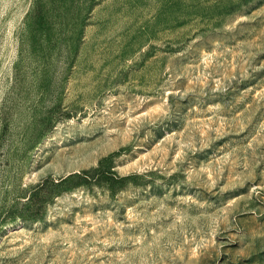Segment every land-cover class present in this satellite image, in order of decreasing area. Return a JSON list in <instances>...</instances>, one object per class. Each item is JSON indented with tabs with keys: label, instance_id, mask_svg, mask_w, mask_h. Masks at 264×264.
I'll list each match as a JSON object with an SVG mask.
<instances>
[{
	"label": "rangeland",
	"instance_id": "rangeland-1",
	"mask_svg": "<svg viewBox=\"0 0 264 264\" xmlns=\"http://www.w3.org/2000/svg\"><path fill=\"white\" fill-rule=\"evenodd\" d=\"M0 264H264V0H0Z\"/></svg>",
	"mask_w": 264,
	"mask_h": 264
},
{
	"label": "trees",
	"instance_id": "trees-1",
	"mask_svg": "<svg viewBox=\"0 0 264 264\" xmlns=\"http://www.w3.org/2000/svg\"><path fill=\"white\" fill-rule=\"evenodd\" d=\"M81 173H82V174H84V175H86V174H87V172H86V171H82Z\"/></svg>",
	"mask_w": 264,
	"mask_h": 264
}]
</instances>
